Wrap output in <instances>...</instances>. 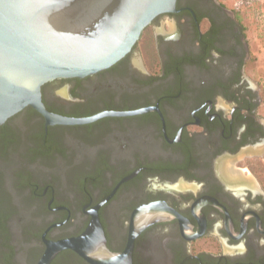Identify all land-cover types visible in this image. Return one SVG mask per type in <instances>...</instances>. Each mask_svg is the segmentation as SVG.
<instances>
[{
  "label": "flooded vegetation",
  "instance_id": "obj_1",
  "mask_svg": "<svg viewBox=\"0 0 264 264\" xmlns=\"http://www.w3.org/2000/svg\"><path fill=\"white\" fill-rule=\"evenodd\" d=\"M148 28L156 60L136 50ZM249 60L221 0H177L116 64L44 84L53 113L121 114L46 126L28 106L0 125V264H37L45 240L80 235L96 206L114 252L138 210L159 212L134 264H264L263 99ZM50 264L92 263L65 249Z\"/></svg>",
  "mask_w": 264,
  "mask_h": 264
},
{
  "label": "water",
  "instance_id": "obj_2",
  "mask_svg": "<svg viewBox=\"0 0 264 264\" xmlns=\"http://www.w3.org/2000/svg\"><path fill=\"white\" fill-rule=\"evenodd\" d=\"M177 0H0V125L31 106L54 124H83L101 116L70 117L46 108L42 86L57 78L84 77L109 68L127 56L153 19L176 11ZM144 111V109L136 112ZM134 112H125V114ZM83 233L45 240L37 264H50L71 249L92 264H134L135 237L159 212L135 214L129 242L122 252L107 246L98 213Z\"/></svg>",
  "mask_w": 264,
  "mask_h": 264
},
{
  "label": "rangeland",
  "instance_id": "obj_3",
  "mask_svg": "<svg viewBox=\"0 0 264 264\" xmlns=\"http://www.w3.org/2000/svg\"><path fill=\"white\" fill-rule=\"evenodd\" d=\"M228 9L238 15V18L244 24L247 36V42L250 51V60L247 65V71L254 82H257L261 88L263 105L261 107L262 117L264 118V0H221ZM168 29V26H165ZM149 28L146 30L144 38L138 43L137 52L142 57L148 56L149 59H155V52L151 44L145 43L146 36H149ZM144 41V44H143ZM144 48V53H143ZM264 157V156H263ZM264 166V160L261 161ZM260 174H264L263 168H260ZM32 214V213H31ZM33 215V214H32ZM31 215V216H32ZM28 217L27 225L31 223Z\"/></svg>",
  "mask_w": 264,
  "mask_h": 264
},
{
  "label": "trees",
  "instance_id": "obj_4",
  "mask_svg": "<svg viewBox=\"0 0 264 264\" xmlns=\"http://www.w3.org/2000/svg\"><path fill=\"white\" fill-rule=\"evenodd\" d=\"M63 254H66V252L64 251Z\"/></svg>",
  "mask_w": 264,
  "mask_h": 264
}]
</instances>
